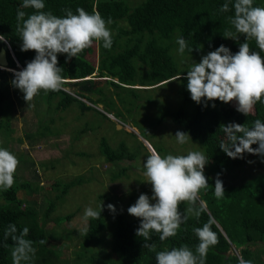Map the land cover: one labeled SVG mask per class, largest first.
<instances>
[{
    "label": "trees",
    "instance_id": "obj_1",
    "mask_svg": "<svg viewBox=\"0 0 264 264\" xmlns=\"http://www.w3.org/2000/svg\"><path fill=\"white\" fill-rule=\"evenodd\" d=\"M225 2L230 4L229 12L219 10ZM232 3L234 0H45L44 11H51L57 16L65 15L63 9L66 8L71 9L74 14L77 8H84L89 13L95 9L106 21L111 18L112 23L108 27L112 35V47L105 49L102 42H93L77 58L72 57L67 62L66 54H58V66L63 69L61 75L64 83L60 91H41L36 96L47 103L51 116L40 119L36 130L27 134L33 140L39 136L58 133L50 123L55 122L54 114L59 111L72 110L75 106L81 113L94 111L95 122L101 125L104 133L101 134L97 152L93 155L102 156L113 164L130 160L131 163L123 164L122 169L111 173V180H123L130 175L128 172L132 171V163L136 161L138 152L141 149L147 155L151 152L143 141L142 144L139 143L141 141L136 132L117 130L111 113L123 124L131 120L138 123L142 120L139 110L147 107L145 99H148V91L176 81L177 87L172 96L175 105L167 106L170 108L160 112L161 116H155V112L152 124L169 118L173 124L181 126V131L188 133L199 143L209 159L208 169L204 172L209 183L208 191L200 193L205 211L199 219L190 217L181 224L175 237L160 241L157 233H151L152 238L147 243L155 244L157 251L182 245L194 250L198 239L193 229L202 227L211 219L212 230L216 232L219 242L209 249L205 264H239L241 259L251 260L252 264H264V260L257 258L252 248L254 244L264 243V171L257 175L244 167L256 155L245 153L243 158L233 159L220 148L221 141L228 143L222 130L223 125L234 122L251 127L256 119L264 122V103L258 102L247 116L236 110L235 101H208L207 106L204 102L197 104L191 99L186 87L187 80L184 79L186 70L193 63H198L203 55L222 44L234 54L245 41L243 35L238 39L223 35L227 29L234 31L227 19L234 15ZM21 5L22 0H0V38H3L0 39V50L2 47L7 49L9 61L7 66H0V140L4 135L12 139L17 107L11 98L13 92L22 94L11 83L15 75L13 70H22L35 57L34 51H21L22 41L16 33L17 9L27 14L34 11L23 9ZM254 6L264 7V0H254ZM178 35L183 36L189 48L193 47L192 52L186 49L182 56L178 54L175 42ZM248 43L253 51H259L254 41ZM180 75V79L174 80ZM67 86L77 90L71 93ZM213 103L215 107L212 106ZM96 104H103L104 110ZM153 104L162 110V104ZM149 117L151 115H146L145 119L148 120ZM108 126L115 137L109 130H105ZM132 126L142 132L136 124ZM175 129L177 131V127ZM124 132L131 133L133 137L127 139L123 136ZM77 136L74 135V138ZM152 146L161 154V150ZM0 147L13 151L5 142L0 143ZM171 152L177 155L175 150ZM243 167V171L247 170L246 177H253L242 184L222 181L225 194L222 199H216L213 193L217 174H226ZM85 178V174H81L68 181L54 180L47 188L52 194L58 192L57 198L63 199L72 187L82 184ZM35 189L37 187L32 182L19 180L15 174L12 188L6 192L0 191V197L6 201L5 206H0V264H12L13 242L11 238L4 239V232L9 224L16 225L17 234L27 227L29 233L25 238L32 240L36 249L33 259L22 264H64L66 261L61 260L54 248L48 245L49 233L46 228L47 218L60 204L56 206L55 201L46 200L42 212L45 219L40 220L41 211L35 202L37 198L32 195ZM20 191L23 192L21 196ZM100 198L104 197L101 195ZM111 198L115 199L110 196L108 203L103 204L99 219H89V233L83 236L82 247L76 251L79 261L86 263L92 256L97 259L98 264H156L155 253L144 248L143 238L136 235L140 219L127 212L128 207L138 198H131L125 207L120 198L122 207L115 202V212L107 208L111 204ZM185 207L186 205L181 204V211ZM76 213L59 215L57 224L71 220ZM41 240L45 243L41 244ZM104 242L111 245L113 256L107 251L102 253L104 249L97 247ZM234 249H239V253H235ZM91 262L95 260L91 259Z\"/></svg>",
    "mask_w": 264,
    "mask_h": 264
},
{
    "label": "clouds",
    "instance_id": "obj_2",
    "mask_svg": "<svg viewBox=\"0 0 264 264\" xmlns=\"http://www.w3.org/2000/svg\"><path fill=\"white\" fill-rule=\"evenodd\" d=\"M23 9H33L31 14L17 9L16 33L21 39V51H34L35 57L26 63V67L16 71L12 85L23 93V99L29 105L41 92L60 91L64 83L61 75L63 69L58 66V54H66V62L78 57L93 42H102L105 49L112 47V35L107 21L98 11L92 13L84 8H77L74 14L71 9H63L65 15L57 16L51 11H44L45 0H22ZM234 15L228 22L234 31L227 29L226 38L245 41L239 50L232 53L223 44L214 51L203 55L201 60L190 65L184 79L191 99L200 104L219 100L222 103L236 102V110L244 115L252 112L254 106L264 103V7L254 6V0H234ZM229 12L230 4L225 2L219 9ZM27 17V18H26ZM2 37V36H0ZM3 39V38H0ZM248 41H254L259 51H253ZM177 52L181 56L185 50L192 52L183 36L176 38ZM181 78V75L174 80ZM215 107V104L212 105ZM223 132L228 143H221L220 148L228 157L243 158L245 153L260 156L264 160V122L253 121L248 127L239 123L223 125ZM178 144H186L190 138L183 131L175 133ZM148 147L151 146L149 142ZM257 145V147H253ZM150 148V147H149ZM147 155L146 162L140 169L142 181L151 185L152 195L140 194L134 204L128 207V214L140 219L136 235L144 240L143 247L155 253L156 264H205L208 251L219 242L212 230L210 219L202 227L193 229L198 244L193 250L187 245L173 247L170 250H156L151 240V233H157L160 241L175 237L181 224L190 217L199 219L205 211L200 201V193L208 191L209 183L204 174L207 156L200 151H189L186 155H161L153 146ZM251 163V161H249ZM19 165L18 157L6 148L0 147V191H8L15 183V172ZM214 197L222 199L225 194L219 174L215 179ZM154 201V202H153ZM186 207L181 211L180 205ZM107 208L115 212V206ZM102 211L88 207L84 211L85 226L78 229L79 234L86 236L89 231L87 221L99 219ZM15 224H9L4 232V239L11 238L12 264H22L33 259L36 249L33 241L26 239L29 229L24 227L19 234ZM45 243L44 240L40 241ZM239 264H252L251 260H240Z\"/></svg>",
    "mask_w": 264,
    "mask_h": 264
},
{
    "label": "rangeland",
    "instance_id": "obj_3",
    "mask_svg": "<svg viewBox=\"0 0 264 264\" xmlns=\"http://www.w3.org/2000/svg\"><path fill=\"white\" fill-rule=\"evenodd\" d=\"M10 69V68H9ZM13 70V69H11ZM18 71V70H13ZM177 82L167 83L157 86L148 91V99L146 100L147 107L139 110L140 119L136 123L134 120L128 121L123 124L119 118L111 113L112 119L116 124H122L119 130L125 129L137 133L138 138L146 144L150 142L157 149L161 150V154H172L171 150H175L177 155L187 154L189 151H200L203 153L199 143L193 138H189L186 144H178L176 142L175 133L181 131V126L174 123L169 118L163 119L160 123L152 124L155 116H161L160 112L164 111L167 106H173L175 88ZM68 91L71 93L77 88L67 86ZM178 98V95H177ZM11 100L14 101L17 107V113L13 120V133L12 139L1 137L0 143L5 142L13 149L11 151L19 159V165L15 172L19 180H28L32 182L37 189L32 193L37 198L36 206L40 213V220L44 221L45 214L42 212L45 208V201H55L56 206H60L53 211L47 218L46 228L49 233L48 245L52 246L56 253L59 255L64 264H98L96 258H90L86 263L80 262L77 258L76 251L81 249L83 236L79 234L78 229L85 226L83 220L84 211L86 208L91 207L94 210H100V206L108 203L110 196L115 199H110L111 204L120 205V198L122 205L125 207L133 197H139L144 193L151 197V185L143 180V176L136 170L141 169L143 163L146 162L147 154L141 149L138 152V157L132 163V171L129 170V176L125 179L113 181L110 179L113 170L124 167L123 164L131 163L130 160H123L120 163L113 164L112 161H106L104 157H97V142L103 129L101 125L95 122V112L88 111L81 113L78 107L68 109L66 111H59L54 114L55 122L50 123L56 134H49L46 136H39L31 140L27 133L34 132L39 125L40 119L49 118L51 112L47 108V103L39 97H35L28 105L23 100V93L17 94L13 92ZM153 102L162 104V110L158 106H154ZM97 107L104 110L103 104H96ZM157 109H155V108ZM155 112H157L155 114ZM155 114V116H153ZM53 115V112H52ZM146 115H151L148 120L145 119ZM136 124L141 130L139 131L132 125ZM173 124V125H172ZM116 129L118 130L117 126ZM60 130V132L58 131ZM105 130L111 133L113 131L110 126L105 127ZM74 135H78L74 138ZM123 136L127 139L133 137L131 133L124 132ZM137 144L136 140H133ZM195 142V143H194ZM224 141H221L223 143ZM151 145V146H152ZM149 146V151H152ZM6 148V147H5ZM7 149V148H6ZM87 155H85L84 153ZM92 152V153H91ZM23 156V157H21ZM251 163H247L248 172H255L257 175L264 171V160L260 156H253ZM209 162L206 164L204 172L208 169ZM243 168L232 170L226 174H220L219 179L228 184H242L251 177H246L247 170ZM119 171V170H118ZM243 171V172H242ZM85 174V180L82 184L72 187L64 198H57L58 192H50L47 185L53 183L54 180L68 181L78 175ZM23 192L20 191V196ZM52 195V196H51ZM104 198H100V196ZM133 195V197H132ZM50 196V197H49ZM66 200V201H64ZM32 201V199L30 200ZM34 201V200H33ZM64 201V202H63ZM63 202V203H62ZM154 202V201H153ZM6 201L0 197V206H5ZM122 207V206H121ZM123 210V209H122ZM77 212L76 215L69 221L62 224H57L56 219L59 215ZM89 220L87 221V225ZM104 249L102 253L107 251L113 256L111 252V245L109 242H104L98 245ZM257 258L264 260V243H257L252 246ZM235 250V249H234ZM239 253V249L235 250ZM94 259L95 262H91Z\"/></svg>",
    "mask_w": 264,
    "mask_h": 264
},
{
    "label": "water",
    "instance_id": "obj_4",
    "mask_svg": "<svg viewBox=\"0 0 264 264\" xmlns=\"http://www.w3.org/2000/svg\"><path fill=\"white\" fill-rule=\"evenodd\" d=\"M9 64L8 56H7V49L5 47H2L0 50V66H7ZM122 127V124H117V128L120 129ZM137 172L140 174V170L137 169ZM227 256L229 253H226Z\"/></svg>",
    "mask_w": 264,
    "mask_h": 264
}]
</instances>
